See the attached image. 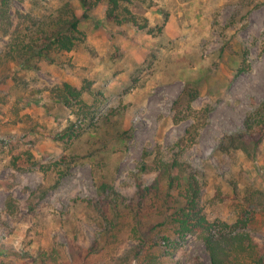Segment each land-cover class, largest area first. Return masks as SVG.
<instances>
[{"label":"rangeland","instance_id":"obj_1","mask_svg":"<svg viewBox=\"0 0 264 264\" xmlns=\"http://www.w3.org/2000/svg\"><path fill=\"white\" fill-rule=\"evenodd\" d=\"M66 1L11 0V32L36 35ZM132 4L147 28L107 20L103 0L82 22L84 40L39 68L7 56L11 36H0V246L15 251L0 264L42 250L52 257L40 264L210 263L195 233L174 250L160 203L137 214L129 205L160 159L201 174L200 204L217 228L264 244V139L253 155L217 149L264 109V0ZM64 82L83 88L85 107L58 102Z\"/></svg>","mask_w":264,"mask_h":264},{"label":"trees","instance_id":"obj_2","mask_svg":"<svg viewBox=\"0 0 264 264\" xmlns=\"http://www.w3.org/2000/svg\"><path fill=\"white\" fill-rule=\"evenodd\" d=\"M79 1L80 9L71 0L66 1L58 9L56 16L38 28L36 35L26 37L16 30L11 32L12 20L8 12L11 0H0V36L8 34L11 36L6 55H11L18 65L32 69L39 68L44 62L54 63V54L72 51L84 40L82 22L89 18L90 11L103 0ZM132 2L133 0H107L105 12L107 20L118 24L131 22L138 29L147 28V20L144 19L145 22L141 23L129 7ZM58 90V102L68 106L78 104L85 107L82 87L64 82ZM5 99L6 97L0 95V112L3 111ZM26 115L30 117L28 113ZM244 126L245 129L242 131L226 134L219 141L217 149L226 153L242 149L248 155L255 154L264 139V109L257 106L249 112L244 120ZM39 130L41 124H37L34 129ZM77 130L76 125L72 123L65 132H70L69 137H76L79 134ZM156 164L157 176L151 183H144L142 180L136 182L137 189L129 205L137 214L142 213L148 205L157 207L160 203L158 209L166 217L160 224H170V229H174L172 231L177 235V241L172 242L174 250L179 245L178 239L184 240L189 233H195L205 244L210 257L208 264H264V244H259L249 233L237 232L230 225L224 224V227L217 228V223L210 220L200 204L201 174L191 164L179 158L160 159ZM105 189H108V186ZM123 199L126 197L123 196ZM6 251L15 252L0 246V254L5 255ZM173 251L170 253L173 254ZM51 257L47 251L42 250L40 258L30 256L26 264H40L39 259L45 263L46 259L49 260ZM146 261H149L148 264H161L156 255H148ZM196 264L207 263L198 260Z\"/></svg>","mask_w":264,"mask_h":264},{"label":"crops","instance_id":"obj_3","mask_svg":"<svg viewBox=\"0 0 264 264\" xmlns=\"http://www.w3.org/2000/svg\"><path fill=\"white\" fill-rule=\"evenodd\" d=\"M51 69H53V70H56V71H58L59 69H58V67L56 66V65H51V66H49ZM61 71H62V69H61Z\"/></svg>","mask_w":264,"mask_h":264},{"label":"built area","instance_id":"obj_4","mask_svg":"<svg viewBox=\"0 0 264 264\" xmlns=\"http://www.w3.org/2000/svg\"><path fill=\"white\" fill-rule=\"evenodd\" d=\"M6 141H9V140H6Z\"/></svg>","mask_w":264,"mask_h":264}]
</instances>
